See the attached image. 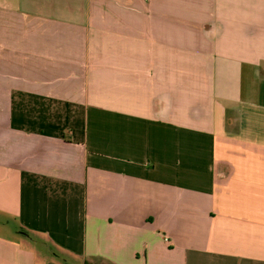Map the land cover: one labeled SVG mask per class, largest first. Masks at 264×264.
<instances>
[{
  "label": "crops",
  "instance_id": "1",
  "mask_svg": "<svg viewBox=\"0 0 264 264\" xmlns=\"http://www.w3.org/2000/svg\"><path fill=\"white\" fill-rule=\"evenodd\" d=\"M0 264H264V0H0Z\"/></svg>",
  "mask_w": 264,
  "mask_h": 264
}]
</instances>
